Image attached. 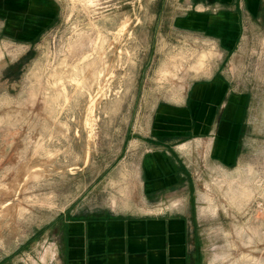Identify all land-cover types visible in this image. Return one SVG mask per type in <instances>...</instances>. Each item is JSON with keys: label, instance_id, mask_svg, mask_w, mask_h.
<instances>
[{"label": "rangeland", "instance_id": "rangeland-1", "mask_svg": "<svg viewBox=\"0 0 264 264\" xmlns=\"http://www.w3.org/2000/svg\"><path fill=\"white\" fill-rule=\"evenodd\" d=\"M55 1L31 46L0 43V256L45 263L62 214L144 213L141 144L159 110L225 73L248 94L245 125L234 166L195 165L199 231L207 264H264V0L234 53L178 26L203 0Z\"/></svg>", "mask_w": 264, "mask_h": 264}, {"label": "crops", "instance_id": "crops-1", "mask_svg": "<svg viewBox=\"0 0 264 264\" xmlns=\"http://www.w3.org/2000/svg\"><path fill=\"white\" fill-rule=\"evenodd\" d=\"M261 3L191 2L178 26L207 32L234 53L244 24L260 15ZM57 12L55 0H0V43L31 46L52 26ZM247 102L248 94L235 92L225 73L194 83L181 102L159 110L142 141L138 173L144 213L59 215L45 227L43 251L50 246V261L42 263L41 253L27 258L11 254L0 256V264H207L193 175L200 159L226 169L236 164ZM203 143L209 146L205 158Z\"/></svg>", "mask_w": 264, "mask_h": 264}, {"label": "bare ground", "instance_id": "bare-ground-1", "mask_svg": "<svg viewBox=\"0 0 264 264\" xmlns=\"http://www.w3.org/2000/svg\"><path fill=\"white\" fill-rule=\"evenodd\" d=\"M204 58V57H203ZM202 64H203V61H200L199 63H198V66L199 67H202ZM198 67V68H199ZM202 68H204V67H202ZM201 71V70H200ZM178 95V94H177ZM245 187V186H244ZM236 190H238V189H236ZM234 191V190H233ZM244 192V191H243ZM237 194V193H236ZM242 195H243V199L245 198V194L244 193H242ZM233 200H235V199H233ZM245 200V199H244ZM112 204L114 205V206H116L117 204H115V202H112ZM241 205V204H240ZM242 208V207H241ZM22 210L23 209H21V207H19V209H18V212H17V214L19 215V217L21 216V213H22ZM49 252V251H48ZM254 262V261H253Z\"/></svg>", "mask_w": 264, "mask_h": 264}, {"label": "flooded vegetation", "instance_id": "flooded-vegetation-1", "mask_svg": "<svg viewBox=\"0 0 264 264\" xmlns=\"http://www.w3.org/2000/svg\"><path fill=\"white\" fill-rule=\"evenodd\" d=\"M249 1V0H248ZM249 2H251V1H249Z\"/></svg>", "mask_w": 264, "mask_h": 264}]
</instances>
